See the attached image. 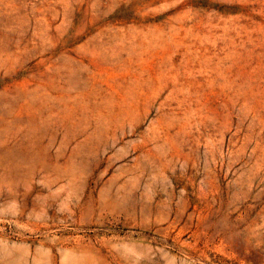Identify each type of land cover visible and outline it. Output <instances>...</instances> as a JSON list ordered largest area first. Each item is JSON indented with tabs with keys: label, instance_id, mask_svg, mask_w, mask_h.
Returning <instances> with one entry per match:
<instances>
[{
	"label": "rangeland",
	"instance_id": "obj_1",
	"mask_svg": "<svg viewBox=\"0 0 264 264\" xmlns=\"http://www.w3.org/2000/svg\"><path fill=\"white\" fill-rule=\"evenodd\" d=\"M0 264H264V0H0Z\"/></svg>",
	"mask_w": 264,
	"mask_h": 264
}]
</instances>
